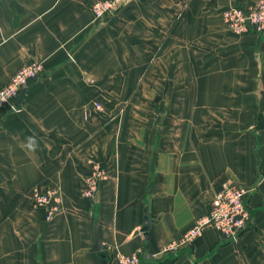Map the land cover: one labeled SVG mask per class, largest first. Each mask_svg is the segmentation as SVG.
<instances>
[{
	"label": "crops",
	"instance_id": "0c3cea01",
	"mask_svg": "<svg viewBox=\"0 0 264 264\" xmlns=\"http://www.w3.org/2000/svg\"><path fill=\"white\" fill-rule=\"evenodd\" d=\"M100 1L0 0V88L43 65L0 111V264H264V33L224 20L258 0H129L96 21ZM90 161L107 178L86 199ZM226 181L251 190L240 243L208 229L164 254ZM36 183L61 191L51 221Z\"/></svg>",
	"mask_w": 264,
	"mask_h": 264
},
{
	"label": "built area",
	"instance_id": "2783aa9c",
	"mask_svg": "<svg viewBox=\"0 0 264 264\" xmlns=\"http://www.w3.org/2000/svg\"><path fill=\"white\" fill-rule=\"evenodd\" d=\"M129 0H104L92 7L94 19L104 20L122 8ZM224 20L228 28L237 35L249 32L264 33V0L250 7L232 6L224 12ZM43 72L40 62L29 63L20 68L12 77L10 83L0 88V111L7 104L16 100L33 81ZM101 110L102 105L96 104ZM91 174L85 178L83 195L93 199L98 192L99 183L107 178L106 173L93 161ZM251 190L235 181H226L215 195L210 212L195 222L181 238L170 242L163 250L164 254H175L189 247L201 237L206 230L214 229L223 239L232 243H240L242 233L251 221V213L246 205V199ZM35 209L46 210V219L51 221L62 210L61 191L57 187H48L42 183L34 184L28 191ZM140 255H125L116 253L114 264H140Z\"/></svg>",
	"mask_w": 264,
	"mask_h": 264
},
{
	"label": "water",
	"instance_id": "95a60500",
	"mask_svg": "<svg viewBox=\"0 0 264 264\" xmlns=\"http://www.w3.org/2000/svg\"><path fill=\"white\" fill-rule=\"evenodd\" d=\"M25 90H26V88L24 87V91ZM22 96H23V93L17 99L20 100ZM151 225H152V220L150 219L149 216H147V225L142 229V232L146 234V237H148L147 233H148ZM96 240L97 241L93 247V251L102 252V251L106 250V247L103 245L101 237H100L99 232L97 230H96ZM146 258L148 260H155V258L150 256L148 253L146 255ZM157 261H159V260H157ZM107 264H110V263H107Z\"/></svg>",
	"mask_w": 264,
	"mask_h": 264
},
{
	"label": "clouds",
	"instance_id": "9594fccd",
	"mask_svg": "<svg viewBox=\"0 0 264 264\" xmlns=\"http://www.w3.org/2000/svg\"><path fill=\"white\" fill-rule=\"evenodd\" d=\"M24 147L30 152H35L38 148V142L36 137L35 136L27 137Z\"/></svg>",
	"mask_w": 264,
	"mask_h": 264
}]
</instances>
